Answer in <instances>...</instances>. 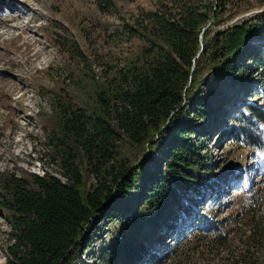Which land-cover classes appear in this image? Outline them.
<instances>
[{
	"label": "rangeland",
	"instance_id": "obj_1",
	"mask_svg": "<svg viewBox=\"0 0 264 264\" xmlns=\"http://www.w3.org/2000/svg\"><path fill=\"white\" fill-rule=\"evenodd\" d=\"M159 1L0 0V191L10 175L32 180L49 174L64 180L54 162L52 139L63 135L59 108L72 105L101 114L99 99L110 96L120 75L141 63L143 49L149 45L141 35L131 36L127 26L134 27L135 20L142 18L141 10H154ZM204 2L220 8L204 28L206 33L200 34L199 54L219 31L264 12V0ZM249 42L264 49L260 34ZM246 59L244 71L232 79L217 70L215 80L209 64L199 67L189 90L188 110L174 115L199 134L198 153L206 167L193 170L208 184L198 203L188 205L186 212L172 208L157 226L141 224L133 230L124 219L138 208L140 199L136 190H130L114 208L88 222L81 250L66 264H120L116 258L104 257V252L117 234L137 229L159 253L153 264H243L233 261L240 257L249 264H264V123L249 125L256 144L261 140L250 146L233 121L238 110L244 113L246 101L264 109V68ZM258 89L261 94L254 95ZM203 100H211L212 111L206 119H198L194 111ZM121 137L116 157L130 168L145 162V187L158 169L159 174L165 172V139L160 141L154 134L152 144L134 145ZM195 138L190 139L195 142ZM71 149L83 176L84 196L95 181L82 153ZM194 216L204 217L213 228L194 226ZM10 223L0 203V264H5L14 233ZM255 224L258 231L250 239ZM132 260L129 264L144 263L143 256Z\"/></svg>",
	"mask_w": 264,
	"mask_h": 264
},
{
	"label": "trees",
	"instance_id": "obj_2",
	"mask_svg": "<svg viewBox=\"0 0 264 264\" xmlns=\"http://www.w3.org/2000/svg\"><path fill=\"white\" fill-rule=\"evenodd\" d=\"M216 8H220L218 4L212 6L204 0H160L154 10H141L142 18L135 20L134 27L127 28L131 36L141 35L148 41V47L143 49L144 59L120 75L110 96L99 99L101 114L72 105L59 108L63 135L52 139L54 162L64 180L49 174L35 175L32 180L10 175L2 183L0 203L14 230L5 264L68 263L82 248L88 222L114 208L130 190H136L141 207L126 219H119L126 220L133 230L141 224L157 226L172 208L186 212L188 205L197 204L200 195L204 196L208 183L193 170L206 167L198 153L199 134L196 127L179 122L175 114L188 110L189 90L196 82L199 67L209 64L211 73L222 71L230 79L244 71L245 58L257 68H264V49L249 42L254 35L264 36V12L219 31L210 43L203 44L195 58L202 29L215 15ZM213 78L217 80L216 74ZM261 92L258 89L254 95ZM202 103L194 111L198 119H206L212 111L211 100ZM244 104V113L238 110L233 121L238 123V133L248 144L256 146L261 140L256 144L255 131L249 125L264 123V109L249 101ZM166 123V129H162ZM154 134L159 135L160 141L166 140V170L159 174L158 169L145 187V162L130 168L125 160L116 157V151L122 135L137 145L152 144ZM192 135L196 136L195 142L190 139ZM73 147L82 153L86 169L95 181L84 196L80 191L83 176ZM196 224L199 229L203 224V230L213 228L202 216L193 217V225ZM133 230L117 234L104 257L116 258L120 264H129L139 256H143V264L156 262L159 253L155 247L149 245L140 229ZM256 231L255 224L250 239ZM241 258L233 261L249 264Z\"/></svg>",
	"mask_w": 264,
	"mask_h": 264
},
{
	"label": "water",
	"instance_id": "obj_3",
	"mask_svg": "<svg viewBox=\"0 0 264 264\" xmlns=\"http://www.w3.org/2000/svg\"><path fill=\"white\" fill-rule=\"evenodd\" d=\"M207 25H208V24H207ZM207 25H206V26H207ZM206 26H205V27H206ZM205 27H204V28H205ZM204 28L202 29V31L204 30ZM198 55H199V53H197V55H196V56H198ZM196 56H195V58H196Z\"/></svg>",
	"mask_w": 264,
	"mask_h": 264
}]
</instances>
